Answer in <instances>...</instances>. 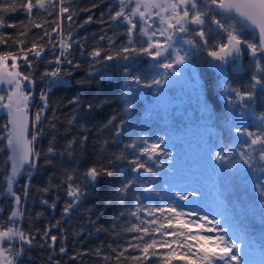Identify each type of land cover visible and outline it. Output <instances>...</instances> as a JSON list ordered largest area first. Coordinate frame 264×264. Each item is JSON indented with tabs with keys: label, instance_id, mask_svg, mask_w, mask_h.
Here are the masks:
<instances>
[{
	"label": "snow or ice",
	"instance_id": "1",
	"mask_svg": "<svg viewBox=\"0 0 264 264\" xmlns=\"http://www.w3.org/2000/svg\"><path fill=\"white\" fill-rule=\"evenodd\" d=\"M110 70L118 94L104 91ZM177 86L195 90L202 113L191 160L171 130L149 131ZM62 90L67 103L52 99ZM0 110V264H264V0H0ZM42 169L56 171L34 188ZM209 181L231 217L185 211ZM33 190L52 212L64 193L61 219L24 226Z\"/></svg>",
	"mask_w": 264,
	"mask_h": 264
},
{
	"label": "trees",
	"instance_id": "2",
	"mask_svg": "<svg viewBox=\"0 0 264 264\" xmlns=\"http://www.w3.org/2000/svg\"><path fill=\"white\" fill-rule=\"evenodd\" d=\"M21 17L17 16L15 19H19ZM97 29L96 25L90 26V31H95ZM7 31H14V30H7ZM246 63V60L244 61ZM197 71L202 74V77L205 79L210 78L211 72L209 69L206 68L204 65H198ZM78 75H83L82 73ZM108 76L110 77L109 81L105 83L104 91L107 93H113L118 94V77L119 73L115 72L114 70H110L108 72ZM242 78H246V74H241ZM42 87V84L38 81L36 87L33 89V98L29 104V122L31 123V119L34 116L35 112L37 111V106L40 104L39 101V93L40 89ZM97 90L95 87H93L86 95L89 99H91L92 95ZM73 94L70 90H62L58 91L56 93V96L52 97L53 100L57 99H63L65 103H67V97L71 96ZM168 97H170L174 103L178 104L177 111L174 108H168L162 104L159 107V117L152 122L149 131L150 132H156L159 133L164 130H171L172 141L177 145L178 149L182 151L183 155L187 157L189 160L194 155V150L196 146V142L198 137L202 134V128H201V120H202V113L200 110V106L197 100V95L194 89L188 87V86H177L173 89H171L168 92ZM154 102V98L150 95H146L141 101H139V104L142 106L140 111L143 110L144 106H147L149 104H152ZM222 103V102H221ZM118 108V105H111L107 106L104 109H102L99 114L91 118L93 123L104 120L108 116H110L115 109ZM70 109L64 108L59 113L61 119H64L65 117L69 116ZM140 113L138 112L137 115ZM45 115L50 116V112L46 113ZM6 122V119L4 117V114L0 113V135H3V124ZM61 132H63L64 125H59ZM49 137L44 136L38 143V147L42 151H46L48 144H49ZM59 144H63V138L61 137L59 140ZM43 163V160L41 161ZM7 155L6 151L4 150V142L0 141V184L3 183L5 175L7 173ZM55 169L51 170H41L39 174H34L33 178V185L35 187H41L48 181V177L55 172ZM20 184H23V180L20 181ZM20 185H17L19 187ZM200 191L204 197V199L200 202V205H187L185 207V211L193 209V207L197 208L201 213L204 212H210L212 214H215V211L222 212L226 217H231L233 215V209L232 205L228 201H224L222 204L217 205L215 201V190L213 186L209 182H202L200 185ZM42 193L37 192L33 190L30 193L29 200L27 203V207L30 210L31 216L33 219L30 221L29 216L26 213L25 219L23 221L24 226L27 228L30 223L34 228H43L49 221L54 222L55 219H61V212L63 208L64 200L67 199V197L64 195L63 192L60 193V201L57 205V208L55 212H52L51 210L45 211L43 207L40 205L39 200L42 197ZM51 195V194H50ZM95 201L90 202L89 206L94 204ZM7 207L6 205H0ZM44 212V215L36 220L34 219L36 212ZM73 223H84L83 219H77L76 217H73ZM249 225L251 229H254L257 233L259 231V222L258 221H249ZM193 232L199 231V229H196L195 227L192 228ZM100 239H106L105 236L101 235ZM72 239L69 238L68 241V247L71 249L72 247ZM86 247L89 245H85ZM94 246V244L92 245ZM42 253L39 249H35L33 251V257H38ZM36 264H39V260H36Z\"/></svg>",
	"mask_w": 264,
	"mask_h": 264
},
{
	"label": "rangeland",
	"instance_id": "3",
	"mask_svg": "<svg viewBox=\"0 0 264 264\" xmlns=\"http://www.w3.org/2000/svg\"><path fill=\"white\" fill-rule=\"evenodd\" d=\"M164 105L168 108H174L176 111L178 109V104L174 103L173 100L167 96V99L163 101ZM0 113L4 114L3 110H0Z\"/></svg>",
	"mask_w": 264,
	"mask_h": 264
},
{
	"label": "water",
	"instance_id": "4",
	"mask_svg": "<svg viewBox=\"0 0 264 264\" xmlns=\"http://www.w3.org/2000/svg\"><path fill=\"white\" fill-rule=\"evenodd\" d=\"M5 119H7L6 112H5Z\"/></svg>",
	"mask_w": 264,
	"mask_h": 264
}]
</instances>
